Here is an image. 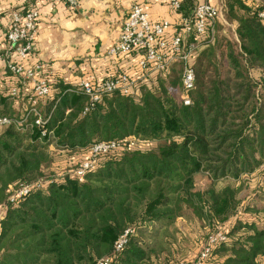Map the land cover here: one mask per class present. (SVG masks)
<instances>
[{
    "label": "trees",
    "instance_id": "16d2710c",
    "mask_svg": "<svg viewBox=\"0 0 264 264\" xmlns=\"http://www.w3.org/2000/svg\"><path fill=\"white\" fill-rule=\"evenodd\" d=\"M195 7L184 0L177 13L188 18ZM222 8L224 21L208 26L190 61V106L182 62L143 71L136 53L123 59L138 94L104 95L87 113L78 85L45 73L50 96L18 108L21 93L14 98L0 76V120L10 121L0 125V264H183L180 222L204 232L202 264H264V0ZM113 143L93 157V147ZM226 182L237 186L218 188Z\"/></svg>",
    "mask_w": 264,
    "mask_h": 264
},
{
    "label": "built area",
    "instance_id": "2783aa9c",
    "mask_svg": "<svg viewBox=\"0 0 264 264\" xmlns=\"http://www.w3.org/2000/svg\"><path fill=\"white\" fill-rule=\"evenodd\" d=\"M57 1L50 0L53 4ZM61 1L70 9L75 10L79 7L81 0ZM168 3L171 10L177 13L181 2L179 0H168ZM39 18V12L33 8L12 12L6 38L7 50L0 54V63L5 64L13 77L17 79L18 84L25 86L27 82H35L33 95L29 97V101L33 106L37 105L39 100L48 98L51 93L49 81L45 77L40 76V74L44 73L45 67L40 64L26 65V62L34 54ZM221 18V8L214 6L211 2L197 4L191 16L183 18L179 24L181 33L173 34L169 37L173 31L172 25L168 21L153 23L144 4L140 0H134L123 31L116 44L110 49L108 56L120 59L136 53L138 66L143 71L149 69L164 71L174 62H182L184 68L182 100L185 106H190L189 93L194 89L196 83V71L190 64L191 58L199 48L198 39H201L206 34L209 25H214ZM193 34L197 37L194 43L188 41ZM137 81L124 72L110 76L100 83H93L88 80L80 82L78 86L92 103L90 107L86 108L85 113L95 103H99L104 95L112 94L116 91H120L124 95L138 94ZM19 94V88L12 89L11 95L14 98ZM33 111L37 115L35 124L43 129L42 136L51 135L52 133L49 134L46 129V123L42 115L37 110ZM0 125H10V121L7 119L0 120ZM115 147L116 144L114 143L96 145L92 149L93 157L95 158L101 153H107ZM94 164V161L85 162L77 172L78 177L83 178L86 172L94 167ZM28 190L23 189L20 195L26 194ZM217 238L221 241L226 240L221 234L214 240ZM125 243L126 238L123 237L116 245V249L120 250ZM208 255L209 249L205 248L193 264H202L208 258ZM99 264H108V262Z\"/></svg>",
    "mask_w": 264,
    "mask_h": 264
},
{
    "label": "crops",
    "instance_id": "0c3cea01",
    "mask_svg": "<svg viewBox=\"0 0 264 264\" xmlns=\"http://www.w3.org/2000/svg\"><path fill=\"white\" fill-rule=\"evenodd\" d=\"M133 1L81 0L79 7L72 10L61 0L54 4L50 0H0V54L7 50L12 12L33 8L40 18L34 54L26 65H43L47 79L69 85H78L84 80L100 83L121 72L128 73V61L110 58L108 54L123 31ZM140 1L153 23L168 21L172 30L179 27L183 17L171 10L168 0ZM205 2L218 4L219 0H195V5ZM4 66L0 63L3 83L19 88L20 98L28 100L35 82L22 86L11 81L12 78L5 76Z\"/></svg>",
    "mask_w": 264,
    "mask_h": 264
},
{
    "label": "rangeland",
    "instance_id": "374dc122",
    "mask_svg": "<svg viewBox=\"0 0 264 264\" xmlns=\"http://www.w3.org/2000/svg\"><path fill=\"white\" fill-rule=\"evenodd\" d=\"M218 5L221 7V10H223L222 8L223 0H219ZM221 19L222 21H224L223 13H222ZM7 87L8 86L4 84V89H6ZM7 89L8 91H10L11 88L8 87ZM21 100L22 98H19V100L16 101V105L18 108L21 107V103H20ZM61 160L62 159L60 158L57 159V164H56L57 167H60V166L65 167V165H63ZM259 180L260 178L256 176L251 178V180L249 181L250 190L251 189L253 190L257 186V184L259 183ZM228 185L237 186V184L234 182H228V183L226 182V183H220L218 185V188L221 189ZM245 195H246V192L242 195V198L245 197ZM178 228L180 229V233H181L180 239L182 240V242L179 245L180 247L178 251L179 259L181 260L183 264H193L199 258L200 254L204 251V249L206 248L207 243H205L204 232H202L198 226H195V225L188 226L185 222H180L178 225ZM151 232L154 233L153 230H151ZM217 236L218 235H216V237Z\"/></svg>",
    "mask_w": 264,
    "mask_h": 264
}]
</instances>
